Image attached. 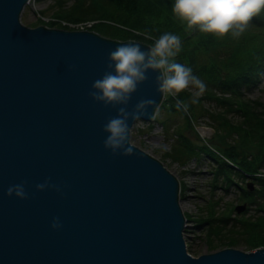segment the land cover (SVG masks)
<instances>
[{
    "label": "water",
    "instance_id": "95a60500",
    "mask_svg": "<svg viewBox=\"0 0 264 264\" xmlns=\"http://www.w3.org/2000/svg\"><path fill=\"white\" fill-rule=\"evenodd\" d=\"M27 1L0 0V264H264V246L188 253L174 175L129 139L133 155L105 150L102 129L119 106L88 93L112 50L150 47L88 29L25 26L18 14ZM146 75L127 109L154 99L140 117L149 121L163 93L159 73ZM46 179L61 192H37ZM22 181L29 198L7 197ZM55 217L60 230L51 228Z\"/></svg>",
    "mask_w": 264,
    "mask_h": 264
},
{
    "label": "trees",
    "instance_id": "16d2710c",
    "mask_svg": "<svg viewBox=\"0 0 264 264\" xmlns=\"http://www.w3.org/2000/svg\"><path fill=\"white\" fill-rule=\"evenodd\" d=\"M66 1H51L50 18L70 23L90 22L84 29L113 39L136 40L150 48L153 42L146 40L141 33L151 34L156 39L166 32L179 36L181 51L176 61L190 67L193 75L204 82L206 89L194 105L190 100L195 92L190 89L178 96L163 93L157 107L180 114L186 127L193 126L191 120L205 116L212 127L210 140L214 142H191L179 131L176 135L179 154L173 157L202 153L213 162L210 171L212 182L218 180L224 187L232 183L237 185L242 199L264 196V173L261 170L264 166V101L243 93L246 87L255 84L264 75V12L253 18L248 31L239 39H233L230 35L218 39L188 30L172 13L174 0ZM53 20L47 19L45 22L48 23L42 25L52 27L56 23V28L64 27ZM177 99L189 102L187 112L176 108ZM204 101L212 105H204ZM160 123L166 128L165 119H160ZM146 124L151 125L150 122ZM234 176H249L256 180L258 187L248 190L238 185ZM251 200L254 212L247 216L236 218L229 216L228 212L215 215L212 205L208 203L205 216L194 219L196 224L210 219L208 232L212 230L217 234L222 232L218 231L221 229L218 222L238 219V222L233 220L231 224H236V229L228 226L225 230L244 234V240L250 247L264 245V203ZM184 216L190 219L187 213Z\"/></svg>",
    "mask_w": 264,
    "mask_h": 264
},
{
    "label": "clouds",
    "instance_id": "9594fccd",
    "mask_svg": "<svg viewBox=\"0 0 264 264\" xmlns=\"http://www.w3.org/2000/svg\"><path fill=\"white\" fill-rule=\"evenodd\" d=\"M264 12V0H174L173 15L188 30L198 31L218 39L231 36L239 39L249 29L254 17ZM181 51V39L173 33H164L155 39L150 51L144 52L137 44L121 45L108 55L107 70L102 78L93 82L88 95L97 104L105 108L118 107L117 115L110 118L103 126L107 134L104 148L115 156L133 155V148L128 143V121L138 120L148 114V109L156 105L154 99H140L132 111H128L132 95L140 84L147 80L149 70L158 72L156 77L157 92L167 95L178 94L193 87L198 91L191 97L190 103L197 104L206 85L192 69L176 61ZM176 108L188 111L189 102L176 100ZM27 181L10 185L6 196H15L18 200L29 198L26 191ZM37 192L53 190L61 192L60 185L53 184L50 179L35 186ZM63 227L59 217L52 220L51 228L60 230Z\"/></svg>",
    "mask_w": 264,
    "mask_h": 264
},
{
    "label": "rangeland",
    "instance_id": "374dc122",
    "mask_svg": "<svg viewBox=\"0 0 264 264\" xmlns=\"http://www.w3.org/2000/svg\"><path fill=\"white\" fill-rule=\"evenodd\" d=\"M51 1L28 0L24 3L18 14L19 22L25 26L46 25L48 23L45 22L47 19L53 20V18H50V12L52 10L50 6ZM69 1L66 2L69 3ZM39 10L42 11L39 13L37 12ZM53 21L58 22L59 20ZM58 23L63 25L64 29L71 30L84 29L90 22L79 21L70 23L63 20ZM51 26L55 27L57 25L53 23ZM141 35L146 40L152 41V45L154 46L156 39L154 36L148 33H141ZM189 89L195 93L198 91L191 86ZM243 93L250 98H258L264 101V75L255 84L246 87ZM203 103L207 106L212 105L211 102L207 101ZM154 114L155 116L149 121L134 120L129 128L128 139L131 144L158 159L176 178L178 188H180V191L178 190V205L182 214L187 213L188 218H190L185 219L182 230L185 250L191 255L196 256L200 253L210 252L225 246H232L241 250L252 249L253 247H250L245 242L244 234L241 235L235 231L229 233L225 230L228 226L236 229L237 225L231 224L233 220L238 222V219L230 218L225 223L218 222L221 226V229L218 231L222 230L224 234L222 232H218L217 234L212 230L208 232V226L211 225L209 222L210 219L206 222L196 224L194 218L205 216L208 203L212 205L215 215L228 212L229 216H236V218L247 216L254 212V203L251 199H256L257 202L264 203V196L242 199L240 198V188L237 185L232 183L224 187L218 180L212 182L210 171L212 170L213 162L202 153L199 155L181 156L180 158L173 157L174 154H179L180 148L177 142L178 137L176 136L179 131L191 142L213 144L214 141L210 140L212 127L207 123L205 116H198L196 119L191 120L193 126L186 127L183 125L180 114L167 109L165 110V107H157ZM160 119H165L167 124L166 128L161 125ZM147 122H150L151 125L147 126ZM261 170L264 173V166ZM234 180L242 187H245V181H251V190L258 187L256 180L249 176L243 178L234 176ZM248 199L250 200L248 201ZM243 201L245 202V207L238 212L235 211L233 206ZM208 243H212V245L209 246Z\"/></svg>",
    "mask_w": 264,
    "mask_h": 264
}]
</instances>
